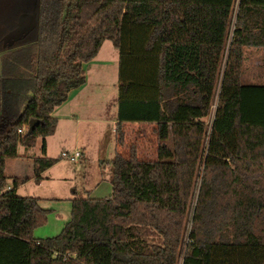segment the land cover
Wrapping results in <instances>:
<instances>
[{
    "label": "trees",
    "instance_id": "trees-1",
    "mask_svg": "<svg viewBox=\"0 0 264 264\" xmlns=\"http://www.w3.org/2000/svg\"><path fill=\"white\" fill-rule=\"evenodd\" d=\"M22 14L37 22L11 46L31 47V94L19 105L21 81L9 82L14 101L0 106V264H264V83L242 82L244 50L264 48V0H0V53ZM108 39L119 49L113 193L75 196L62 232L36 238L51 209L17 193L26 178L8 188L7 161L38 138L35 180L60 160L46 155L53 112ZM133 123L153 141L129 140Z\"/></svg>",
    "mask_w": 264,
    "mask_h": 264
},
{
    "label": "rangeland",
    "instance_id": "rangeland-1",
    "mask_svg": "<svg viewBox=\"0 0 264 264\" xmlns=\"http://www.w3.org/2000/svg\"><path fill=\"white\" fill-rule=\"evenodd\" d=\"M31 14L20 16L18 27L9 34L10 43L25 34L30 28ZM34 21V20H33ZM36 22V20H35ZM233 31V27H232ZM231 31V32H232ZM13 34V35H12ZM232 33L230 34L231 38ZM31 53L29 45L11 48L9 50V76L0 73V106L3 104L11 105L13 96H3L4 86L13 84L18 86L17 80L20 79L19 87L24 86V94L18 90V104L26 102V98L31 94L27 91L29 73L24 70ZM244 81L264 83V48L248 47L244 50L243 62ZM87 81L79 90V96H72L73 100L68 101L58 108L61 119L59 132L50 138V151L53 156L61 157L64 150L75 149L78 143H84L86 156L78 162H72L65 158H60L58 165L50 171L49 178L44 182L31 181L20 189V193L26 195L40 196L42 206L51 211L44 224L39 225L34 230L36 238H47L60 234L66 223L71 219L72 198L75 196H87L89 193L95 198L109 197L113 193V185L110 181L112 174V158L115 155L117 142L116 122L118 106V69H119V49L113 40L108 39L104 42L97 57L85 64ZM225 68V60L223 63ZM242 80V82H244ZM220 86L217 90L216 101L213 105L209 117L206 119L209 126L213 123L215 116ZM20 106V107H22ZM73 113H77L85 121L77 131L76 121ZM54 116H57L53 113ZM69 117V119L67 118ZM130 139L133 141L145 140L153 141L152 128L144 125H132L129 127ZM80 133V134H79ZM142 139V140H143ZM41 142V141H40ZM148 145V143H147ZM42 143L36 148L28 149L33 153L42 155ZM23 148V147H22ZM89 193H88V192Z\"/></svg>",
    "mask_w": 264,
    "mask_h": 264
},
{
    "label": "crops",
    "instance_id": "crops-1",
    "mask_svg": "<svg viewBox=\"0 0 264 264\" xmlns=\"http://www.w3.org/2000/svg\"><path fill=\"white\" fill-rule=\"evenodd\" d=\"M24 15V14H22ZM32 17H34V19L32 18L30 20V23L28 22L29 20L27 19L26 17V20H27V24L29 25V28H33L34 25L36 24L37 22V18H36V15L35 14H31ZM34 20V21H33ZM36 20V22H35ZM19 24V23H18ZM18 27V26H17ZM29 29V30H30ZM15 30V29H14ZM11 31L10 33H8L5 37H4V42L5 44L8 46L7 49L3 52L0 53V73H3L6 75L7 73V76H9V69H7V66L9 65V59L10 57L7 56L9 55V50L11 48H14V46H11L13 44V42L16 40H13L11 43L9 41V37H11L9 34H11L12 32ZM28 30V31H29ZM27 31V32H28ZM26 32V33H27ZM13 35V34H12ZM24 35V34H23ZM21 37V36H20ZM19 38V37H18ZM244 69V68H243ZM243 75L244 77L246 76V74H244V70H243ZM242 75V76H243ZM243 79V78H242ZM244 81V80H243ZM244 82H247V83H253V82H250V81H244ZM79 92L80 90H75V91H72L71 95H70V98L68 99V101H72L73 99V95L75 94V97L76 96H79ZM68 101H66L65 103H69ZM65 103H63L62 105H64ZM62 105H60L59 107H61ZM57 107L55 110H54V114L57 115L56 117L58 118V126H57V129L56 131L54 132V134L52 135H49L46 137V144H47V153L46 155L47 156H50V157H56V156H53L50 151V138L54 135H57L58 132L60 131L59 130V126L61 124V119H60V116L58 114H56L58 112V108ZM117 114H118V106H117ZM71 116H73L72 118H74V120L76 121V129L77 131H79L78 129L80 128L81 126V122L82 121H85V118H81L77 113H73ZM69 119V117H67ZM116 125H117V122H116ZM132 125H144V124H141V123H133ZM116 130V129H115ZM80 134V133H79ZM41 141V142H40ZM40 143H43V138H38L37 140V143H36V146H34L33 148H36ZM23 147V148H22ZM86 146L84 143H78V145L75 146V149H79L82 151V157L81 159H83L85 156H86ZM42 149V147H41ZM64 150V149H63ZM42 152V155H43V151L41 150ZM38 156H41V155H38V153H33V151H30L28 149H26L24 146H20L19 147V157H16V158H11V159H8L7 161V166H6V174L7 176H9V186L8 188H11L12 187V182H13V179L15 177H22V178H26V181L23 182L21 185H19L17 187V193L19 195H23V196H34V195H26V194H23V193H20V189L24 186V185H27V183L31 182V181H36L35 180V158L38 157ZM58 157V156H57ZM80 159V160H81ZM59 161L57 163H55L52 167L48 168L47 170H45L43 173H42V176H43V180L40 181L39 183L41 182H44V179L46 177L49 178V175H50V171H52L57 165H58ZM111 177V175H110ZM37 197H40V196H37ZM41 200H43L42 197H40ZM42 202V201H41Z\"/></svg>",
    "mask_w": 264,
    "mask_h": 264
},
{
    "label": "built area",
    "instance_id": "built-area-1",
    "mask_svg": "<svg viewBox=\"0 0 264 264\" xmlns=\"http://www.w3.org/2000/svg\"><path fill=\"white\" fill-rule=\"evenodd\" d=\"M61 157L68 159L72 162H78L82 157V151L79 149L71 150H63L61 153Z\"/></svg>",
    "mask_w": 264,
    "mask_h": 264
},
{
    "label": "water",
    "instance_id": "water-1",
    "mask_svg": "<svg viewBox=\"0 0 264 264\" xmlns=\"http://www.w3.org/2000/svg\"><path fill=\"white\" fill-rule=\"evenodd\" d=\"M39 123H40V120H38V119H31L28 132L29 133H32V131L34 130V128L36 127V125H38Z\"/></svg>",
    "mask_w": 264,
    "mask_h": 264
}]
</instances>
